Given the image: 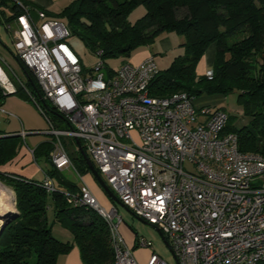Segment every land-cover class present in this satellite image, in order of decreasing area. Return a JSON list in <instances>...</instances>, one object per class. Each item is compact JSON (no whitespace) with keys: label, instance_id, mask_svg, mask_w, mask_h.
I'll list each match as a JSON object with an SVG mask.
<instances>
[{"label":"built area","instance_id":"2783aa9c","mask_svg":"<svg viewBox=\"0 0 264 264\" xmlns=\"http://www.w3.org/2000/svg\"><path fill=\"white\" fill-rule=\"evenodd\" d=\"M18 4L23 15L8 27L14 53L69 124L59 129L47 121L43 132L54 138V167L72 168L65 139L77 148L79 141L121 204L165 236L178 264H264V156L240 151L238 135L225 131L229 114L197 106L186 92L152 96L150 86L160 73L154 57L124 63L113 74L100 61L85 74L67 43V24L43 11L36 21ZM3 74V94H16ZM205 76L212 80L213 70ZM3 114L0 101V121ZM43 187L57 190L49 176ZM65 195L73 207L89 208L104 220L114 264H138L120 234L117 204L107 211L86 184ZM138 245L150 246L141 239ZM148 264L167 262L155 253Z\"/></svg>","mask_w":264,"mask_h":264},{"label":"trees","instance_id":"16d2710c","mask_svg":"<svg viewBox=\"0 0 264 264\" xmlns=\"http://www.w3.org/2000/svg\"><path fill=\"white\" fill-rule=\"evenodd\" d=\"M18 2L30 9L24 0H0V25L6 30L23 15ZM140 7L144 15L132 22L130 16ZM60 17L71 37L78 38L104 63L105 69L107 60L123 59V65L136 52L154 45L164 33L182 36L184 55L177 57L169 69H159L150 94L164 98L181 92L194 97L203 92H237L238 104L251 116V122L237 130L234 117L227 112L229 124L225 131L238 135L241 152L264 156V0H75ZM67 43L75 52L70 39ZM211 45L216 55L214 76L209 80L199 76L197 68ZM15 58L27 78L16 94L32 102L46 121L68 129V122L44 98L33 74L16 55ZM201 85L204 90L198 88ZM8 96L0 88V101ZM22 146L20 138H0V167L13 161ZM53 152L54 138L35 149L34 158L37 163L44 159L53 165ZM73 154L70 158L78 175L90 172L80 149ZM46 175L68 191L59 185L56 192L47 193L44 180L38 182L0 171V181L15 192L19 213V218L0 236V264H57L58 258L75 246L84 264H114L112 240L104 220L93 210L73 207L68 202L65 193H78L81 188L56 169ZM49 211L54 212L53 223L71 233L72 242L54 237ZM138 241L134 249L139 247Z\"/></svg>","mask_w":264,"mask_h":264},{"label":"rangeland","instance_id":"374dc122","mask_svg":"<svg viewBox=\"0 0 264 264\" xmlns=\"http://www.w3.org/2000/svg\"><path fill=\"white\" fill-rule=\"evenodd\" d=\"M141 10H144V8L140 7L135 11L139 15L138 16L136 15V13H134V15H136L134 16L135 21H137L138 19H140V17H142L140 16L141 14H139ZM60 21L64 22V19L60 17ZM13 24L14 23L10 24L9 26L13 28L14 27ZM12 36H13L12 30L10 29L6 30L5 26L0 25V66L2 67L4 73L7 75L8 79L14 84V86L17 88V91H18V86L23 87L24 86L23 82H26L27 78L21 66V63L19 62V60L15 58V54H14L15 49H14V43H13ZM157 42L159 43L160 41H157ZM70 43L73 46L77 55H79V57L82 60V67L85 71L84 73L90 75L91 72L100 63V59L92 55L87 50L85 45L78 38L71 37ZM214 48L215 46L211 45L207 49L205 56L203 57V59L198 65L199 71H203V70L205 71L204 75H206V72L210 68H212V66L214 65L215 58H212V51ZM167 53L168 52L165 50V48H163L161 51L157 52V55H156L157 63L159 65L158 68H160V70L162 71L169 69L177 57L184 55L185 49L182 46L180 47V44H178V46L175 47V51L169 57ZM167 61H168V64H167ZM122 63H123V59L107 60L105 72L112 73L114 71H117L122 66ZM136 65H139V64H136ZM198 88L204 90L203 85L199 86ZM11 96H17V95L13 94ZM195 104L199 107L207 105V106L221 108L225 110L231 116L234 117V120H233L234 127L237 130L242 129L244 126L249 125L251 122V116H249L248 114L246 115L244 112V108L238 104V93L237 92L230 93V94H222V93L210 94L207 92H203L202 94H200L199 96L195 98ZM33 107L38 112V114L42 117L45 124L43 125L42 130H35L33 132H25L27 135H29L27 139H29V142L31 141L32 143L35 141L38 142L41 140L42 141L48 140L49 136H46L40 133L48 129V123L45 120L44 116L41 114V112L38 110V108L34 104H33ZM3 123L5 124V122ZM14 125H16L15 121H13L12 128H14ZM19 129H22L21 125ZM132 136L138 144H141V138L137 131H132ZM37 142H35V144ZM65 142H66L68 152H70V145H72L71 140L66 138ZM74 146L76 145L74 144ZM75 154H71L70 157L73 158V155ZM39 164L43 167L45 166L44 161L42 160L39 161ZM83 176H84V180L87 183L89 189L92 191V193L93 192L95 193L93 194L98 200V202L100 203V205L107 211H110L114 207L115 204L113 203L111 197L103 189L101 184L98 182V180L95 178V176L91 172H87ZM0 184H2L5 188L13 192V196H12L13 205H11V209L15 212H18L16 209L15 192L6 182L0 181ZM101 195L104 197L103 200H100L99 198H97V196L100 197ZM117 210L119 212V216L122 217L123 219V222L120 225V234L123 237L126 245L131 249L133 257L138 264H148L152 255L155 253L159 255L162 259H164L167 262V264H176V260L170 248L168 247V245L166 244L165 240L160 235L156 227L137 218L136 216L133 215V213L130 210H128L124 206L117 205ZM4 212L5 211H3V209H0V214H3ZM48 218H49V222L53 225L52 233L54 237H56L60 241L66 242L65 241L66 238H64L63 234L67 235L68 230L64 229L58 223H53L54 221L53 211L48 212ZM0 225H2V222H0ZM135 238H137L138 240L141 239L142 241L149 243L150 246L149 247L141 246V247L134 249V239Z\"/></svg>","mask_w":264,"mask_h":264},{"label":"crops","instance_id":"0c3cea01","mask_svg":"<svg viewBox=\"0 0 264 264\" xmlns=\"http://www.w3.org/2000/svg\"><path fill=\"white\" fill-rule=\"evenodd\" d=\"M24 1L28 3L32 16L36 21L38 20V15H37L38 11H43L47 13V17L51 20L60 21V15L62 14V12L68 6H70L75 0H24ZM134 13L138 15L137 12H134ZM134 13L130 16V20L132 22L135 21L134 16L136 15H134ZM139 14H141L140 16H142L144 14V10H141ZM157 41H160V42L158 43ZM157 41L154 45L136 52L129 59V62L133 64H141L148 58L154 57L157 63V59H156L157 52L165 48V50L168 52L167 55L169 57L175 51V47H177L178 44H180V47L184 44L183 37L180 35H177L176 33H164L157 39ZM215 49L216 48H214L212 51V58H215V55H216ZM167 64H168V61H167ZM210 69L212 70L213 66ZM204 73H205L204 70L199 71L197 68V74L199 76L204 75ZM15 95L17 96L9 95L10 96V97L8 96L9 98H6L5 100L1 102L3 109L6 111V114H3L1 116L0 138H9V137L20 138L23 142V146L21 147L17 157L10 163L6 164L5 166L0 167V171L4 173H8V174H14V175L24 177L30 180L41 182L47 177L46 175L47 171L51 169H56V168L54 167V165L51 164V162H48L46 160L44 161V159H41L44 161V164H45L44 167L41 166L39 162L37 163V161L34 158V150L37 149L41 144L49 143L50 141H52L53 137L43 133L47 131L48 130L47 129L40 133L43 135L49 136L48 140H45V141L41 140L38 142L35 141L37 142L36 144L35 142L33 143L31 141L29 142V139H27L29 135H24L25 132H33L35 130H42L45 122L42 119V117L38 114V112L35 110V108L33 107V104L30 101H28L21 95H18V94H15ZM13 121L16 122V125H14V128H12ZM3 122H5V124ZM20 125L22 126V129H19ZM71 144L72 145H70L69 155L70 153L73 154L74 151L77 149V147L74 146L75 144L74 142L71 141ZM59 172L62 175H64L67 180L76 183L79 186V188H81L83 184L87 185V183L84 180V176L78 175V173L75 170L74 165L72 166V168H67ZM53 180L56 186H58L59 184L58 181L55 179ZM60 187L62 190L68 191L66 187L64 186L62 187L61 185ZM97 198H99L100 200L104 199L102 195L100 197L97 196ZM63 236L64 238H66L65 239L66 242L73 241V236L71 235L69 231L67 235L63 234ZM136 239L137 238L134 239V245H135ZM57 264H84L81 259L79 248L75 246L69 254L61 255L57 260Z\"/></svg>","mask_w":264,"mask_h":264},{"label":"water","instance_id":"95a60500","mask_svg":"<svg viewBox=\"0 0 264 264\" xmlns=\"http://www.w3.org/2000/svg\"><path fill=\"white\" fill-rule=\"evenodd\" d=\"M32 83V82H31ZM78 146L79 149L81 151L82 156L84 157V159L87 162L89 171L95 176V178L98 180V182L101 184V186L103 187V189L107 192V194L111 197L112 201L117 204V205H121V202L119 201V199L116 197V195L111 191V189L108 187V185L105 183V181L102 179V177L100 176L99 172L97 171V169L95 168L94 164L92 163L91 159L89 158V156L85 153V151L82 149L80 142L78 141ZM19 218V213L15 212V211H6L3 214H0V222H2V225H0V236L4 233V231L7 229V227L15 222L17 219ZM158 232L160 233V235L163 237V239L165 240L166 244L168 245V247L170 248L175 260H176V264H178L177 258L175 257L170 244L168 243L167 239L165 238V236L160 232L159 229H157Z\"/></svg>","mask_w":264,"mask_h":264},{"label":"bare ground","instance_id":"6f19581e","mask_svg":"<svg viewBox=\"0 0 264 264\" xmlns=\"http://www.w3.org/2000/svg\"><path fill=\"white\" fill-rule=\"evenodd\" d=\"M3 76V71L0 68V77ZM13 192L5 188L2 184H0V209L3 211H12L11 205H13Z\"/></svg>","mask_w":264,"mask_h":264}]
</instances>
